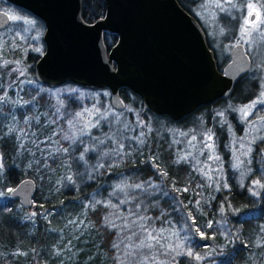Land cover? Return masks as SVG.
I'll use <instances>...</instances> for the list:
<instances>
[{"label":"trees","instance_id":"1","mask_svg":"<svg viewBox=\"0 0 264 264\" xmlns=\"http://www.w3.org/2000/svg\"><path fill=\"white\" fill-rule=\"evenodd\" d=\"M103 14V0H83L81 17L85 22H93ZM106 37L109 47L113 39L107 34ZM207 44L215 57L216 51L208 40ZM24 45L14 52L28 63L26 72L31 79L32 62L40 53L23 54ZM222 63H218L220 68ZM9 67L0 65V101L8 97L7 105L0 102V264H144L140 256L145 250L154 251V257L159 259L157 264H253L257 253L262 252L260 242L264 240V158L258 154L264 150V138L254 145L250 172L244 174L241 183L230 169L226 154L223 155L224 177L215 188L212 183L200 179L188 164L177 161V147L157 127L158 120H163L167 126H185L191 116L181 122L152 116L140 108L141 100L137 96L121 89L122 101L141 110L143 119L149 116L153 121L152 129L143 134V141L122 147L118 159L100 167L90 181L81 179L82 172L64 150V158L71 164L69 178L41 187L42 182L37 184L34 178L36 170H31L25 156L18 153L15 136L22 127L19 125L21 116L16 117L18 121L10 117L14 107L23 105L27 113L32 110L37 114V108L45 109L54 126L57 123L46 111L49 102L32 96L25 88L19 91L20 97L18 92L10 90L13 77L7 75ZM247 81L250 92L242 97ZM259 81L260 76L251 77L250 66L235 83L228 99L235 103L249 102L259 89ZM226 100H219L192 115L204 113L207 118L211 109L220 107ZM253 117L264 118V111L255 112ZM213 128L222 151L225 134L221 128ZM54 136L63 149L57 138V128ZM27 177L34 180L36 188L30 206L25 208L11 198L9 192ZM256 180L261 187L255 195H250L248 185ZM114 182L136 188L132 203L138 216L128 221L131 227L124 228L122 234L113 228L119 224L111 222L110 210L101 201ZM93 196L97 202H93ZM171 232L184 233L183 246L173 248V244H165ZM142 240L145 245L152 242V246L131 248ZM126 251L130 255L128 261L125 260Z\"/></svg>","mask_w":264,"mask_h":264},{"label":"rangeland","instance_id":"2","mask_svg":"<svg viewBox=\"0 0 264 264\" xmlns=\"http://www.w3.org/2000/svg\"><path fill=\"white\" fill-rule=\"evenodd\" d=\"M190 1H183L184 6L198 21L206 39L216 51L217 66L223 62L220 64L222 68L228 62L231 48L242 44L251 62V77L260 76L259 89L247 103H235L228 99L220 107L211 109L207 118L204 113L191 115L185 126H167L163 120L157 121L158 129L163 130L177 147V161L185 162L197 171L200 179L218 188V181L224 177L223 155L226 154L230 169L238 178V183H241L240 179L250 172V155L254 145L264 138V118L253 117L255 112L264 111V0ZM0 11L9 17L8 25L0 29V65L10 66L7 71V75L13 77L10 90L18 92L17 96L20 97L19 91L25 88L32 96L49 102L46 111L57 123L54 126L45 109L37 108V114L32 110L27 113L23 105L14 107L10 117L17 120L16 117L21 116L19 125L22 127L15 136L18 153L25 156L31 170H36L35 181L37 184L42 182L39 186L58 184L69 178L71 164L64 158V150L71 155L77 170L82 172L81 179L90 181L100 167L118 159L122 147L138 145L143 141V134L152 129L153 121L149 116L147 120L143 119L141 110L135 109L131 103L123 102V109L115 110L109 104L107 90L90 91L69 84L48 89L36 84L32 79L33 74L30 79L26 72L28 63L14 51L25 44L23 54H42L43 26L35 18L7 5L4 0H0ZM251 15H254L252 19ZM249 85L248 81L244 84L242 97L249 95ZM6 98L0 101L4 105H7ZM213 126L221 128L225 134L222 151L218 148ZM56 128L63 149L53 139ZM258 154L264 158V150ZM248 186L251 187L249 194L255 195L261 183L256 180ZM135 190L127 183L114 182L101 200L110 210L111 222L119 224L113 227L120 230L119 234L125 233L124 228L128 230L131 227L128 221H134L138 216L137 208L132 203ZM97 201L94 197L93 202ZM168 239L165 244L180 248L186 236L184 233L178 235L177 232H171ZM126 244L123 245L127 250ZM260 244L262 252L257 253L253 264H264V240ZM147 245L151 247L152 242ZM147 245L142 240L131 248H146ZM153 252L145 250L141 253L140 259L144 264H157L159 259L154 257ZM126 254L125 260L128 261L130 255L127 251ZM95 255L98 254L95 252Z\"/></svg>","mask_w":264,"mask_h":264},{"label":"water","instance_id":"3","mask_svg":"<svg viewBox=\"0 0 264 264\" xmlns=\"http://www.w3.org/2000/svg\"><path fill=\"white\" fill-rule=\"evenodd\" d=\"M4 1L44 26L43 52L32 68L36 83L105 89L115 110L123 109L119 91L127 89L143 111L181 122L228 99L250 69L243 45L236 44L219 71L201 26L176 0H103V16L90 24L81 19L82 0ZM8 23L0 11V29ZM104 34L116 38L108 51ZM34 192L35 182L24 178L9 195L27 208Z\"/></svg>","mask_w":264,"mask_h":264},{"label":"flooded vegetation","instance_id":"4","mask_svg":"<svg viewBox=\"0 0 264 264\" xmlns=\"http://www.w3.org/2000/svg\"><path fill=\"white\" fill-rule=\"evenodd\" d=\"M177 1V3L181 6V8L184 10V11H186L189 15H191L192 17H193V15L187 10V8L184 6V3H183V1H188V2H191L190 0H183V1H181V0H176ZM5 3H7V2H5ZM82 3H83V0H82ZM7 4H9V3H7ZM9 6H12V7H15V6H13V5H11V4H9ZM15 8H17V9H19V10H22V9H20V8H18V7H15ZM24 11V10H23ZM26 12V11H25ZM28 13V12H27ZM81 13H82V4H81ZM28 14H30V13H28ZM30 16H32L31 14H30ZM80 16H81V14H80ZM33 18H35L34 16H32ZM36 20H38L37 18H35ZM81 19H82V17H81ZM83 20V19H82ZM41 24H42V22L40 21V20H38ZM84 21V20H83ZM197 21V20H196ZM85 22V21H84ZM198 22V21H197ZM85 23H87V24H90V23H92V22H90V23H88V22H85ZM42 26H43V24H42ZM43 32H44V26H43ZM42 35H43V33H42ZM107 35H109V34H107ZM110 36H112V39L113 40H111V43H110V46L109 47H107L106 46V40H107V37H106V34H104L103 35V43H104V45L106 46V49H107V51L110 49V47L111 46H113L114 44H115V42H116V38L113 36V35H110ZM206 36V35H205ZM41 42H42V37H41ZM42 45H43V43H42ZM43 48H44V46H43ZM41 55V54H40ZM36 62V61H35ZM34 62V63H35ZM33 63V64H34ZM223 68V67H222ZM222 68H220L219 66H218V70L219 71H221L222 70ZM36 83V82H35ZM36 84H38V83H36ZM38 85H40V86H42V87H45V88H48V89H52V88H49V87H46V86H44V85H41V84H38ZM64 85H66V84H64ZM68 85V84H67ZM69 85H73V86H75V87H78V88H81V89H84V90H89V89H86V88H82V87H79V86H76V85H74V84H69ZM61 86V85H60ZM57 87H59V86H57ZM55 88V87H54ZM99 90H102V89H99ZM105 90V89H104ZM90 91H92V90H90ZM121 98V97H120ZM109 99H110V95H109ZM121 100H122V98H121ZM191 116V115H190Z\"/></svg>","mask_w":264,"mask_h":264},{"label":"bare ground","instance_id":"5","mask_svg":"<svg viewBox=\"0 0 264 264\" xmlns=\"http://www.w3.org/2000/svg\"><path fill=\"white\" fill-rule=\"evenodd\" d=\"M213 51V50H212Z\"/></svg>","mask_w":264,"mask_h":264}]
</instances>
